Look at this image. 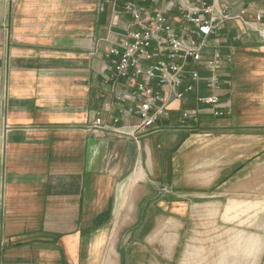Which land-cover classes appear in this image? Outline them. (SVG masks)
<instances>
[{
  "label": "crops",
  "instance_id": "crops-1",
  "mask_svg": "<svg viewBox=\"0 0 264 264\" xmlns=\"http://www.w3.org/2000/svg\"><path fill=\"white\" fill-rule=\"evenodd\" d=\"M215 3L229 16L209 40L232 54L219 69L227 113L180 126L193 98L174 101L135 141L92 125L112 103L105 39L127 18L99 0H0V264H97L119 228L148 243L157 233L146 228L185 235L205 206L252 195L264 155V0Z\"/></svg>",
  "mask_w": 264,
  "mask_h": 264
},
{
  "label": "built area",
  "instance_id": "built-area-1",
  "mask_svg": "<svg viewBox=\"0 0 264 264\" xmlns=\"http://www.w3.org/2000/svg\"><path fill=\"white\" fill-rule=\"evenodd\" d=\"M216 1L99 0L110 6L112 17L127 21L111 23L105 39L103 77L112 103L94 111L95 128L138 141L168 116L172 102L189 97L194 111L180 109V126L199 124L204 112L214 118L227 113L219 69L223 61L232 62V54L224 56L209 40L229 16Z\"/></svg>",
  "mask_w": 264,
  "mask_h": 264
},
{
  "label": "rangeland",
  "instance_id": "rangeland-1",
  "mask_svg": "<svg viewBox=\"0 0 264 264\" xmlns=\"http://www.w3.org/2000/svg\"><path fill=\"white\" fill-rule=\"evenodd\" d=\"M247 187L252 195L229 198L220 208L205 206V215L194 216L195 226L185 235L146 228L155 231L156 237L151 238L158 240L148 243L138 233L131 232L129 239L126 233L118 235L122 228L114 237L109 233L96 263L264 264V155L259 158L256 179L248 180ZM229 201L234 203L233 210L228 211L230 217L222 218L221 209Z\"/></svg>",
  "mask_w": 264,
  "mask_h": 264
}]
</instances>
